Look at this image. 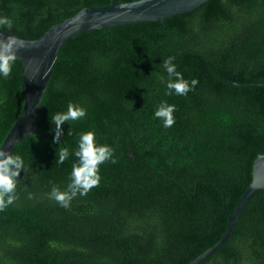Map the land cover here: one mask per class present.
<instances>
[{"label": "trees", "instance_id": "16d2710c", "mask_svg": "<svg viewBox=\"0 0 264 264\" xmlns=\"http://www.w3.org/2000/svg\"><path fill=\"white\" fill-rule=\"evenodd\" d=\"M131 2L135 0H120ZM112 0H0L8 32L25 39L82 8ZM185 79L165 95L163 61ZM23 62L0 77V145L24 103ZM78 103L53 141L51 117ZM174 104L163 127L154 111ZM38 132L13 154L25 167L16 199L0 211V264H189L223 236L228 215L264 153V0H207L166 17L94 29L68 38L36 115ZM113 149L100 182L67 208L49 197L69 182L79 133ZM69 155L59 163V150ZM29 193L31 196H29ZM199 264H264V189H257L229 239Z\"/></svg>", "mask_w": 264, "mask_h": 264}, {"label": "water", "instance_id": "95a60500", "mask_svg": "<svg viewBox=\"0 0 264 264\" xmlns=\"http://www.w3.org/2000/svg\"><path fill=\"white\" fill-rule=\"evenodd\" d=\"M207 0H144L143 3L112 0L110 4L82 8L75 15L51 26L36 39L19 37L24 47L18 50L16 59L23 62L22 90L24 103L19 116L3 140L4 146L12 152L23 138L33 134L44 138L50 131L39 133L36 115L45 96L59 52L65 41L81 32L94 29H108L111 26L143 21H164L166 17L195 9ZM16 36L0 27V36ZM18 37V36H16ZM257 189H264V153L254 159L252 180L242 197L230 213L227 208L228 222L223 236L217 243L206 249L189 264H199L219 248L232 234V231Z\"/></svg>", "mask_w": 264, "mask_h": 264}, {"label": "clouds", "instance_id": "9594fccd", "mask_svg": "<svg viewBox=\"0 0 264 264\" xmlns=\"http://www.w3.org/2000/svg\"><path fill=\"white\" fill-rule=\"evenodd\" d=\"M144 0H135V3H143ZM0 24L7 25L11 28V20L0 18ZM24 47L19 37L9 35L7 37L0 36V77L7 78L12 70V65L17 57V52ZM163 67L167 73V79L161 77V82L165 84V95L179 94L184 95L193 89L197 83L195 78L189 81L182 76V73L176 70V65L172 62V58L168 57L163 61ZM174 104H168L161 101L154 111V116L162 121L163 127H170L174 123L173 112ZM86 114L85 108L78 103L69 102L66 111H58L52 115L53 124V141L57 144L62 134L61 125L65 121H75ZM95 131L87 130L79 133L77 147L73 151V155L78 159L73 162L71 172L69 174V182L65 190L61 191L56 185H53L49 197L57 201L60 206L67 208L70 201L79 193L84 196L87 192L100 182L99 165L105 160L111 159L113 149L107 144H100L95 139ZM69 152L66 147L59 150V163L68 157ZM24 158L20 154L9 152L6 147L0 145V211L16 199V182L18 175L24 169ZM29 196L31 194L29 193Z\"/></svg>", "mask_w": 264, "mask_h": 264}]
</instances>
